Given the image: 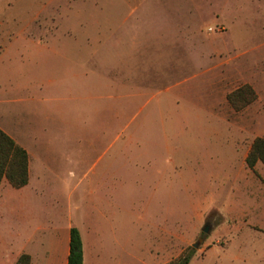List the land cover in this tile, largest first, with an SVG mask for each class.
I'll return each mask as SVG.
<instances>
[{
  "label": "rangeland",
  "instance_id": "obj_1",
  "mask_svg": "<svg viewBox=\"0 0 264 264\" xmlns=\"http://www.w3.org/2000/svg\"><path fill=\"white\" fill-rule=\"evenodd\" d=\"M237 1L0 0V88L35 97L8 126L57 188L19 226L0 199V264H41L33 239L98 207L94 264H264V166L245 161L264 139V11ZM244 85L256 100L235 111Z\"/></svg>",
  "mask_w": 264,
  "mask_h": 264
},
{
  "label": "crops",
  "instance_id": "obj_2",
  "mask_svg": "<svg viewBox=\"0 0 264 264\" xmlns=\"http://www.w3.org/2000/svg\"><path fill=\"white\" fill-rule=\"evenodd\" d=\"M238 3L237 0H229V2H227V4L225 5H236L235 3ZM246 3L248 5H252V8L249 7L248 9H245V12L243 10L240 9H236V7L232 8L230 6V11L233 10L234 13L237 12V10H239V12L241 13H247V15L249 16V18H251V20H254V16L256 15L255 12L258 11H264L263 7H260L261 4H264V0H246ZM228 8H225L226 11L229 10ZM230 16L232 17V14L229 15V13H225V16ZM220 19L221 21L224 23V21H226L225 16L222 15V10L219 13ZM236 14L233 15V18H235ZM247 16V17H248ZM253 16V17H252ZM223 17V18H222ZM225 24V23H224ZM253 24H255V22H253ZM226 25V24H225ZM234 26V24H232ZM0 129L6 133L11 139H13L19 146H21L23 149L26 150L27 154H28V158H29V182L28 184L20 189H16L14 187H12L6 178H4L1 183H0V199H2V207L5 209L7 214H10L9 216H7V214L5 213V217L6 219H10L11 218V222L12 224L14 223L15 225L19 226V222L24 221L25 219H29V210H30V206L31 204L34 203L35 204H41V202H38L39 199H41L42 195H45L46 192H50L52 190H57V188H55V186L53 187H45L44 181H45V176L44 173H42L41 177H37V179H40L39 181H37L35 178H33V170H32V153L31 151L25 147L24 145L20 144L15 137L11 134V133H16V132H21L23 131V129L21 127H16V128H12L9 127L8 125L10 124V120L11 122L16 119H18L17 117H15L16 111H18L17 109H21V108H26L29 109V107L31 105H28V101L30 100H35L34 95H29L27 96V98L24 96L20 97V96H14V91L13 86L11 85V87L9 89H3L2 87L0 88ZM28 89V88H27ZM29 91V89L27 90ZM13 105H17V106H13ZM38 108V107H36ZM3 118H5V121L3 120ZM16 118V119H15ZM17 121V120H16ZM19 122L21 123L22 121H18L17 124H19ZM23 125V124H22ZM60 134L61 133H65L66 129L64 128V130H59ZM52 133V132H51ZM64 135V134H63ZM76 144V142L74 143ZM53 144L51 143L50 146H46L48 148V150H52L54 149L52 146ZM87 145H94V144H88ZM44 146V147H45ZM36 150H39L37 152L38 155L43 154L42 153V149L43 146L41 144H39L37 147H35ZM78 161V163L80 164L79 160H75L74 164H76ZM77 165V164H76ZM103 174V173H102ZM100 180V181H99ZM97 180V183L99 185L103 184V178ZM60 190V189H58ZM61 191V190H60ZM64 195L65 193L63 191H61ZM39 195H41V197H39ZM67 197V196H66ZM37 205V206H38ZM95 213L101 216L99 207L91 212V216L88 215L87 219L89 222V228H84L82 226V224L79 222L81 221L84 216L81 215L77 220H76V225H79V228L76 227L81 234V238H82V242H83V255H84V264H94L95 260L92 259L91 256V250L89 249V243L88 241L91 240L90 237L93 234L92 231L95 232V234L98 231V227L96 226V224H98L97 222H101L100 219L94 220L93 218L95 216ZM103 215V214H102ZM2 218L3 215H0ZM102 217V216H101ZM5 220V218H4ZM70 223H68L67 227H65L63 233H61V235H58L57 233L52 234L49 239H46V236L44 234V229L41 227H36L35 229V234H41L44 235L41 238V240H39L38 238H34L33 240H38L39 244L42 245H46L47 247L43 249V256L44 259L41 262V264H67L68 263V255H69V240H70V229L72 227H75L73 225V219H70ZM93 222V224H92ZM86 232V237L87 240L85 239V235L84 232ZM97 231V232H96ZM32 240V239H31ZM47 241V243L45 244V242ZM49 244V245H48ZM29 255L31 257V264H37V260L35 259V255L33 254V252L30 251H22V253H20L18 256H16L14 259H9L7 262H5V264H16L18 258L21 255Z\"/></svg>",
  "mask_w": 264,
  "mask_h": 264
},
{
  "label": "trees",
  "instance_id": "obj_3",
  "mask_svg": "<svg viewBox=\"0 0 264 264\" xmlns=\"http://www.w3.org/2000/svg\"><path fill=\"white\" fill-rule=\"evenodd\" d=\"M227 100L235 111H240L256 100V94L251 86L244 85L230 93ZM245 161L252 171L258 162L264 166V139L254 140ZM4 178L16 189L25 187L29 182V158L26 150L0 129V183ZM191 258L187 255L171 264H190ZM16 264H31V257L21 255ZM67 264H84L83 242L76 227L70 229Z\"/></svg>",
  "mask_w": 264,
  "mask_h": 264
},
{
  "label": "water",
  "instance_id": "obj_4",
  "mask_svg": "<svg viewBox=\"0 0 264 264\" xmlns=\"http://www.w3.org/2000/svg\"><path fill=\"white\" fill-rule=\"evenodd\" d=\"M203 232H204L205 234H207V233L209 232V228H208L207 226H205V227L203 228ZM193 247H194V248H197V244H195Z\"/></svg>",
  "mask_w": 264,
  "mask_h": 264
}]
</instances>
